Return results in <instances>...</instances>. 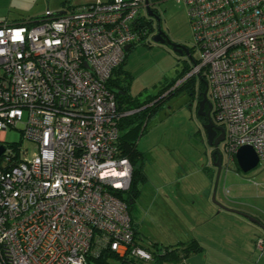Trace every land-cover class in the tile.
Returning <instances> with one entry per match:
<instances>
[{"label": "built area", "instance_id": "2783aa9c", "mask_svg": "<svg viewBox=\"0 0 264 264\" xmlns=\"http://www.w3.org/2000/svg\"><path fill=\"white\" fill-rule=\"evenodd\" d=\"M168 0H85L64 13L0 21V133L36 145L6 150L0 166V264H95L105 251L143 262L128 204L133 167L119 148L120 113L108 83L127 46L152 36L148 9ZM184 3L196 46L170 91L205 76L230 161L251 145L264 162V0ZM168 91V92H170ZM167 92V94H168ZM25 156V158H23ZM264 252V237L257 240Z\"/></svg>", "mask_w": 264, "mask_h": 264}, {"label": "crops", "instance_id": "0c3cea01", "mask_svg": "<svg viewBox=\"0 0 264 264\" xmlns=\"http://www.w3.org/2000/svg\"><path fill=\"white\" fill-rule=\"evenodd\" d=\"M40 17L42 16L34 15L30 12L16 11L6 15L3 21L22 23ZM135 46H130L128 56ZM125 67L124 65L121 70L118 69L112 76L113 83L126 90L124 94L120 93L121 96L126 94L125 98L128 102H125V105L136 108L138 105L153 99L155 96H148L143 99L139 95L132 94L131 83L134 76ZM126 84L128 85L127 89ZM193 86L195 90H201L199 76L196 77ZM150 105L147 104L141 109ZM138 111V109L130 110L127 115L137 113ZM143 111L141 112L144 113ZM152 116L133 118L135 121L134 126L142 121L146 125H149L151 119H154ZM200 119L202 122L205 121L202 117ZM165 136H163V139ZM139 138L137 140V147L146 155L143 165L146 180L141 183V193L135 202L137 214L132 216V221L136 235L139 233L140 225H146L150 234L147 237H143L141 241L136 240L138 245L147 250L157 252H160V249H164L165 247H179L180 250L177 251V255L181 259L174 263L169 261L166 264H264V252L260 251L256 245L257 240L264 237V213L258 210L245 209L244 207L239 208L227 204V202L218 198L220 179L216 191L218 201L227 207L252 215L259 219L262 225L251 221L239 213L222 209L214 203L213 192L217 168L213 166V160H210L203 167L200 163L195 167L193 166L195 160H192V164L190 162L193 157H190L189 160V157L183 154L181 162L176 160L172 163L170 157L167 158L165 156L163 158L159 153L160 151H164L167 154V144L166 146H161L162 142L160 140L151 144L145 150L139 147ZM211 152L212 148L209 149L210 155ZM229 163H224L223 166H227L228 168ZM156 164L160 167V175L158 171L153 169ZM200 166L201 168H198ZM166 168L168 173L166 172ZM225 187L226 184L223 189L224 194L226 191ZM221 197H223L222 193ZM168 200L173 201L171 208L173 213L170 220L167 218V215H170V213L166 214L163 211L166 210L165 206ZM146 203L148 205H145ZM231 204L236 203L232 202ZM193 240L198 241L202 246V250L184 257V248ZM94 263L98 264L95 261ZM153 263L152 261L148 262V264ZM143 264L146 263L143 262Z\"/></svg>", "mask_w": 264, "mask_h": 264}, {"label": "rangeland", "instance_id": "374dc122", "mask_svg": "<svg viewBox=\"0 0 264 264\" xmlns=\"http://www.w3.org/2000/svg\"><path fill=\"white\" fill-rule=\"evenodd\" d=\"M84 1L0 0V18H2L0 21L5 20L6 15L16 11L30 12L34 15L43 16L48 9L58 13L79 6ZM155 9L161 19L163 30L173 39L186 44L190 48L195 61L200 60L201 50L196 46L187 6L184 3H178L176 0H168L157 4ZM141 41L129 53L125 68L134 76L131 83L132 94L139 95L145 99L148 96H157L172 82L176 81L177 83L186 67L192 68L193 63L188 57L173 51L170 46L155 42L153 36ZM186 83H189V81ZM186 83L180 85L179 91L167 98L162 108L152 116L154 119H151L149 125L147 124L148 127L146 126L145 129L147 131L139 138V147L147 150L151 144L161 140V146H166L167 144L169 147V149L166 147L168 155L164 151L159 152L163 158L165 156L167 158L170 157L172 163L176 160L181 162L183 154H185L189 157V160L190 157H193L190 160L191 164L192 160H195L193 166L196 167L200 163L203 167V165L212 160L209 154L210 147L203 122L198 116V100L190 95L188 86L185 85ZM164 135L166 136L163 139ZM0 137H4L9 145L21 144L23 148L29 149V158L36 151V145L24 138L21 129L18 127L8 129L6 133H0ZM221 150L224 153V163L230 162V165L228 168L223 166L221 171L218 198L224 200L227 204L239 208L244 207L245 209L258 210L264 213V162L260 161L257 167L244 172L235 159L229 160L225 152L224 142L221 144ZM201 166L198 168H201ZM153 169L158 171L160 175L158 164ZM225 184L226 191L224 194ZM221 193L223 197H221ZM215 202L216 204L219 202L217 197ZM232 202L236 204H231ZM145 205H148V203ZM172 206L173 201L168 200L165 206L166 210H163L166 214L170 213V215H167L169 220L173 213V210H171ZM136 211L137 207L134 203L130 209L131 216H135L137 214ZM147 228L146 225H140L136 240L141 241L143 237H147L150 234ZM145 263L148 264V262ZM115 264H118V262L115 261Z\"/></svg>", "mask_w": 264, "mask_h": 264}, {"label": "trees", "instance_id": "16d2710c", "mask_svg": "<svg viewBox=\"0 0 264 264\" xmlns=\"http://www.w3.org/2000/svg\"><path fill=\"white\" fill-rule=\"evenodd\" d=\"M37 19V18H34ZM34 19H30V20H34ZM148 22L144 23L145 27L149 26V34H151L153 32V27L151 24V20H148ZM127 58H128V51L126 54V59L123 63V65L119 68L120 70L124 67V65L127 62ZM191 67H186V69L184 70L183 74L181 75V77L187 73L188 71H190ZM118 70V69H117ZM116 70V71H117ZM115 71V72H116ZM114 72V73H115ZM113 73V74H114ZM196 81V77L191 78L189 80V83H186L185 85L188 86V92L190 93V95H192L193 93H196V90L193 86L194 82ZM176 81L172 82L169 86L165 87L160 94H158L157 96H155L153 99L144 102L141 105H138L136 108H132L131 106L125 105V102L127 103V99L125 98L126 94L121 96V94L125 93V88H121L119 85L113 83L112 78L110 79L109 83H108V87L109 89L115 94L116 99H117V103H118V110L120 113H125L128 112L130 110L133 109H138L139 111L137 113L131 114V115H123L120 120H119V125H120V141H119V148H120V153L122 157H127L133 167V171H132V179H131V184L129 189L124 190V191H116L117 196L123 200L124 202H126L128 204L129 209H131V207L133 206V204L136 202L137 197L139 196V194L141 193V183H143L146 178H145V174L143 171V165L145 162V158L146 155L144 152L140 151L137 147V140L138 138L144 134L145 129H146V124L144 121L139 122V124L135 125V121L133 118H138L139 116L141 117H148V116H152L154 113L158 112L163 104L165 103L166 99L173 96L174 94H176L179 91L178 87L177 89H174L172 91L171 88L175 85ZM206 83H207V79L205 76H201L200 77V85H201V91H205L206 90ZM128 85L126 84V89H127ZM170 91V92H168ZM168 92V94H167ZM203 95V94H202ZM195 96L193 95V98ZM147 104H151L150 106H147L144 109H141L143 106H146ZM144 110V111H143ZM141 111H143L144 113H142ZM145 125V126H144ZM128 129V130H127ZM1 145V143H0ZM13 148V161H17L20 157V153H19V146L18 145H9ZM0 166L4 169H9L10 168V164H1L0 161ZM157 245V244H156ZM180 248L176 247V248H170V247H165L164 249H160V252L157 251H151L153 254V264H158V263H162V264H166V262H177L178 260H180L181 258L177 255V251H179ZM202 250V246L198 243L197 240H193L188 246H186L184 248L185 256H188L192 253L195 252H199ZM96 263L98 264H115L114 261H117L118 264H143V261L138 260L132 256H120L114 252L111 251H105L104 253H102V255L94 260Z\"/></svg>", "mask_w": 264, "mask_h": 264}, {"label": "water", "instance_id": "95a60500", "mask_svg": "<svg viewBox=\"0 0 264 264\" xmlns=\"http://www.w3.org/2000/svg\"><path fill=\"white\" fill-rule=\"evenodd\" d=\"M64 12L65 11H60L58 13L62 14ZM148 14L150 17H152L156 21L158 22L161 21L159 15L153 12L151 9H148ZM154 40L155 42H159L164 45L169 44L172 47L173 51L180 53L182 56L188 57L193 64L196 63L195 59L192 57L191 50L188 46L171 43L170 41L166 43L164 36H162L161 33L157 34L154 37ZM129 48L130 46H127L126 50L128 51ZM208 92H209L208 83H206V90L203 92V99L198 101V116L204 117L205 119V121H203V127L207 133L208 145L210 148H212L211 158L213 160V165L214 167L217 168V176H216L214 192H213V200L215 201L218 182H219L221 171L223 169V164H224V153L221 150V144L226 138V128L224 127V125L218 124L212 117L211 112L213 108V103L210 101L208 97ZM206 104L208 105V108H209L208 111H206L205 109ZM219 132H221V136H217ZM5 150H6L5 146L0 145V158L3 156ZM236 161L239 167L242 169V171L248 172L258 166L260 159L253 146L243 145L238 149L236 153ZM217 205L221 207L222 209L239 213L247 217L251 221L262 225L259 219L253 217L252 215L248 213L228 208L220 202H218Z\"/></svg>", "mask_w": 264, "mask_h": 264}, {"label": "flooded vegetation", "instance_id": "af4514ba", "mask_svg": "<svg viewBox=\"0 0 264 264\" xmlns=\"http://www.w3.org/2000/svg\"><path fill=\"white\" fill-rule=\"evenodd\" d=\"M151 24H152V27H153V32H152V36L153 37H155L157 34H159V33H161V35L162 36H164V39H165V41H166V43L168 42V41H170L171 43H176V44H179V45H186V44H184V43H182V42H180V41H178V40H175V39H173L167 32H165L164 30H163V28H162V23H161V21L160 22H158V21H156L155 19H152L151 20ZM166 45H168V46H170L169 44H166ZM187 46V45H186ZM171 47V46H170ZM172 48V47H171ZM203 91H201V90H196V93L194 94H192V95H194L195 97H194V99L196 98L198 101H200V100H202L203 99ZM191 95V96H192ZM208 97H209V99H210V101L213 103V108H212V112H211V114H212V117H213V112H214V108H215V106H214V102H213V100L211 99V97H210V95H209V92H208ZM197 108H198V106H197ZM205 109H206V111H208V105L206 104L205 105ZM200 118V117H199ZM202 119H204V117H202ZM217 136H221V132H219L218 134H217ZM226 139V138H225ZM223 142H225V140L223 141ZM222 142V143H223Z\"/></svg>", "mask_w": 264, "mask_h": 264}]
</instances>
